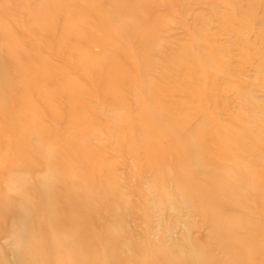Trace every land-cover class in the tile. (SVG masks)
<instances>
[{"label": "rangeland", "instance_id": "obj_1", "mask_svg": "<svg viewBox=\"0 0 264 264\" xmlns=\"http://www.w3.org/2000/svg\"><path fill=\"white\" fill-rule=\"evenodd\" d=\"M36 1L24 0V5H33ZM54 1L63 5V11L54 14L51 28L34 24L31 33L29 28L17 29V42L19 40L22 44L20 48L17 47L20 55L14 60L22 63L26 61V54L37 53L51 72L60 74L61 78L38 79L36 85L41 87L43 93L39 95L27 91L24 96L26 104L22 99V91L15 92L7 106L14 121L19 123L18 128L12 125L3 130L2 126L12 119L0 114V160L3 161L0 184L3 178L1 175L7 172L10 163L14 161L25 166L32 178H36L43 170L41 158L35 152H18L16 149V140L24 129L22 123H26L34 110L33 124L42 128L45 137L55 136L49 141L55 149L67 148L60 139L66 133L82 134L87 131L93 136L96 132L100 135V139L92 136L89 140L88 147L92 155L88 161L82 165L74 164L72 169L82 183L88 184L96 197L109 200L108 206H98V210L102 215L111 214L123 220L121 233L132 237V240L128 239L129 243L140 242L149 233L150 240L155 244L184 243V251L188 249V241L204 242L207 222L203 215L211 209L210 204H202L199 211L187 214L183 220L177 218L180 213L166 212L164 219L159 222L155 211L157 194L150 184V177L163 162L168 169L157 171L156 178L165 183L171 201L177 198V191L182 188L189 191L196 188V193H202L209 199L218 197L216 195L220 190L221 178L218 184H213L212 178L190 169V145L185 138L189 134L187 129L199 117L205 120L203 132H206L207 138L199 145V149L206 155L203 158L207 160V166H233L237 160L241 161L237 166H241L245 161H253L252 148L243 145L250 142V132H245L243 126L252 118L253 112L245 103L242 93L264 94L257 90L260 84L264 86V25L257 23L264 19V7H256L251 12L239 15L223 10L230 24L221 27L218 42L213 43L209 49L204 34L195 35L188 29L191 14L186 15L178 0H120V10L114 7L113 0ZM205 1L221 6L220 1L223 0ZM247 3L248 0H243L240 5L245 6ZM202 4L199 7L205 11L201 14L205 16L208 13L207 6ZM50 7L44 10L43 16L52 14L54 10ZM17 8L19 11L13 13L12 18L3 14L5 20L15 23L27 21L31 17L23 6L18 5ZM200 8L196 7V10ZM252 11L261 15L256 23L253 22ZM128 22L136 27L137 35L125 29ZM147 23L154 25L151 32L145 31L144 25ZM67 24L75 27L73 33L76 34H63L61 27ZM139 33L148 35L147 50L155 54L156 61L160 62L159 67L151 71H146L142 66L143 50H140ZM9 37L0 34V48L5 61L11 56L7 48L11 41ZM125 52L136 58V65L130 57H126ZM177 56L186 57L182 61L185 66H190L189 70L183 65L180 71L177 68L174 70L172 60ZM209 56L212 61H206ZM107 58L115 59L120 69L126 72L128 84L123 78H113L111 82H106L103 81L106 78L95 75V69L102 74L107 73L104 67ZM43 62L35 60L33 66L41 69ZM93 62H96L95 67L92 66ZM133 87H136L138 101ZM75 88L79 94L70 100L67 90ZM143 110H146L145 117ZM120 115L122 120L117 118ZM142 118H147L150 127L147 129L148 137H151L149 142L140 135L142 129L137 130L123 123L124 120ZM225 127L230 128L229 131ZM152 144L157 147L153 148ZM225 149L237 155L229 157L224 154ZM182 170L192 176H189L190 186L185 179L171 177ZM237 178L240 179V174H237ZM249 178L251 185L254 182L252 173ZM258 180L260 178L256 177V184ZM242 187V192L248 194L246 196L252 194L251 186L247 187L243 183ZM262 209L264 215V206ZM3 223L1 225L6 230L7 223ZM102 223H98V229ZM168 227H175V234L166 233ZM172 240L175 241L172 243ZM7 243L5 237L0 238V246L11 259ZM162 263L167 264L166 261ZM261 264H264V259Z\"/></svg>", "mask_w": 264, "mask_h": 264}, {"label": "bare ground", "instance_id": "obj_2", "mask_svg": "<svg viewBox=\"0 0 264 264\" xmlns=\"http://www.w3.org/2000/svg\"><path fill=\"white\" fill-rule=\"evenodd\" d=\"M62 1L64 2V0ZM119 1L113 0L114 7L117 10L121 9L119 8ZM178 1L185 10L186 15L190 16L191 14L192 20H190L188 29L195 35L204 34L209 49H211L213 43L218 42L221 27L225 28L230 24L223 10L239 15L256 7H258L257 9L264 7V2L261 0H248L245 6L240 5L243 0H223L220 1L221 6L205 0H191L195 2L194 4L189 3L187 0ZM200 3L207 6L208 16L207 14L205 16L201 15L205 11L203 12L199 7ZM18 5L27 9V14L31 17L27 21L21 20L15 23L5 20V16L12 18L19 11ZM50 6L54 10L52 14L47 17L43 16L44 10L51 8ZM62 6L56 4L54 0H37L35 4L27 6L24 5V0H0V34L11 38L7 46L10 49L11 56L6 61L2 58V49L0 48V114L12 119L11 122L7 121L2 126L3 130L12 125L18 128L19 123L14 121L12 112L7 106L8 101L13 98L16 91H22V99L26 104L24 96L28 93L27 91L36 92L39 95L43 93L41 87L36 85L38 79L61 78L60 74L51 72V69L45 65L44 60L40 59L37 53L26 54L24 56L26 61L16 63L14 59L20 55L17 47H21L22 43L20 44L19 40L17 42L18 37L16 38V36L19 34L15 33L19 32L17 29L20 28H29L31 33L34 24L51 28L54 14L62 12ZM196 7L200 10H196ZM252 14L253 22L256 23V19L260 18L261 15L253 11ZM13 23L16 27L13 26ZM257 23L264 25V19L262 22ZM144 27L146 28L145 31L149 32L154 29L152 23H147ZM61 28L64 35L68 33L76 34L73 33L76 30L72 25H63ZM125 29L134 31L137 35V29L131 23L125 24ZM139 34L141 38L140 48H142L140 50H143V68L146 71L158 68L160 62L156 61L155 54H151L147 50L148 35L146 33ZM229 39L231 38L229 37ZM125 55L130 57L133 64L136 65V62H138L135 60L136 58L134 59L128 52H125ZM184 58L186 57L177 56L172 60L174 70L177 68L180 71L182 65L189 70L190 66H185V62L182 61L185 60ZM211 58L210 56L206 57V61H212ZM35 60L43 62V68L34 67L33 61ZM95 63L93 62L92 66L95 67ZM104 65L107 73L102 74L95 69L96 76L99 75L102 79L106 78L103 80L106 82H111L113 78H123L125 83L128 84L126 82V78H128L126 72L120 69L115 59L107 58ZM75 89L67 90L70 100L79 94L77 93L78 90ZM257 90L264 92L263 84H260ZM135 91L136 87H133V93L137 100ZM242 94L245 103L253 112L252 118L248 119L243 126L245 132H250L249 144L243 143V145L252 148V154H254L252 162L245 161L241 166H237V163L241 161L234 157L237 160L235 166L222 167L220 164L207 166L205 164L207 160L203 158L206 155L199 149V145L207 138L206 132H203L205 120L199 117L188 128L189 130L187 129L189 134L185 140L187 139L186 141L190 145L188 148L190 152V169L201 172L210 179L212 178L213 184L215 182L218 184V180L221 178V184L218 188L220 190L216 195L218 197L209 199L202 193H196V188H191V191L182 188L177 191V198L171 201L169 195H167L165 183L156 178L157 171L162 172L168 169L163 162L160 168L152 172L150 177V184L157 194L155 197L157 201L155 211L159 216V222L164 219L166 212L180 213L181 215L177 217L176 214L175 217L183 220L187 214L199 211L202 204H210L209 208L211 209L203 215L204 221L207 222L205 240L201 243L197 240L186 242L187 251L182 250V248H185L184 243L177 245V242L173 243L175 240H172L173 244L171 245L170 243L167 245L155 244L150 240L151 233L145 235L146 237L144 236L145 238L140 242L129 243L128 239L132 240V237L123 236L121 233L123 220L111 214L102 215L98 210V206H108L109 200L96 197L94 191L88 187L87 183H82L79 176L72 169L74 164L82 165L92 155L88 146H90L89 140L93 134L90 135L86 131L82 134L66 133L61 138L59 135L67 148L55 149L49 143L55 136L45 137L46 133L42 128L33 124L35 121L33 115L36 112L32 110L26 123H22L24 129L20 132V138H17L19 141L16 140V149L18 152H35L38 158H41L43 170L36 178H32L25 166L14 161L10 163L7 172L1 175L3 178L0 184V238L5 237L7 239L8 248H6L10 252L11 259L5 254V249L0 246V264H160L164 261L167 264H261L262 259H264V215L262 214V207L264 206V185L262 184L264 179V94L253 95L244 92ZM145 115L146 110H143V116L145 117ZM117 118L119 120L123 119L121 115ZM146 120L145 118L135 121L124 120L123 123L128 127L142 129L140 135L148 141L151 137H148L147 129H150V127L147 125ZM224 129L229 131L230 128L225 127ZM96 134L93 138L100 139V135ZM238 136L239 134L236 137ZM151 146L157 147L153 144ZM224 154L229 157L237 155L236 152H229L227 149L224 150ZM2 162L0 160V168ZM250 173H252L254 181L251 185L249 184ZM237 174H240V179L237 178ZM174 176L179 180L185 179L188 185L190 184L188 182L189 176L192 177L185 170L176 172L171 177L174 178ZM256 177L260 178L257 184ZM243 183L247 184V187L251 186L249 187L252 190L250 196H246L248 194L242 192ZM238 190L239 195L237 194ZM114 191H117V189H114ZM223 198L227 199L223 200ZM2 222L5 225L7 223L6 230L1 225ZM100 222L103 223L98 229V223ZM155 229L157 228L155 227ZM174 229L175 227H168L166 233L175 234ZM129 244L133 245L130 246ZM129 252H132V254Z\"/></svg>", "mask_w": 264, "mask_h": 264}]
</instances>
